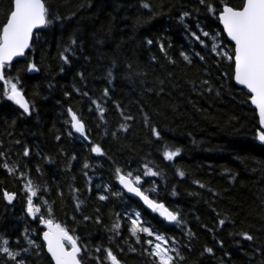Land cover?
<instances>
[{
  "label": "trees",
  "instance_id": "16d2710c",
  "mask_svg": "<svg viewBox=\"0 0 264 264\" xmlns=\"http://www.w3.org/2000/svg\"><path fill=\"white\" fill-rule=\"evenodd\" d=\"M148 2L156 14L143 9L141 0H46L50 11L61 20L40 30V39L26 53L40 71L28 73L24 70V59L20 58L19 63L13 62L11 73L19 76L20 86L25 97L34 104V110L31 115L22 114L17 105L0 97V150L11 148V158L16 160L27 145L29 156L20 159L27 163L34 182L49 188V199L55 201L56 219L74 228L80 242L90 249L96 245L112 247L114 252L117 246L123 248V252L118 253L123 264H150L141 246L129 238L123 226L120 237L109 241L113 233L108 229L115 219L114 213H122L130 207L141 210L155 228L175 236L181 245L189 243L184 225L162 222L157 214L142 207L139 199L125 192L120 196L104 192L106 182L111 191L119 190L111 177L113 161L122 167L136 168L144 160L155 164L165 176L163 181L145 179L155 180L159 199L170 208H178L186 227L195 233L191 250L181 248L187 258L182 264H220L221 260L223 264H262L264 142L257 139L261 127L256 111L248 91L234 83L230 62H218V57L192 42L178 16L182 11H191L184 21L191 31H196L197 21L205 31H219L221 26L197 0ZM228 2L239 6L243 0ZM8 6L9 0H0V23ZM197 8L199 12L192 11ZM70 36H74L77 43L74 55L69 54V63L63 64L58 52ZM146 39H152L153 44H146ZM158 39L163 40L175 63H170L160 53ZM223 43L231 47L227 39ZM193 49L205 57L204 61L192 57L189 64L180 57L181 51L191 54ZM109 70L111 83L108 82ZM201 80L211 83V93L199 88ZM189 81L196 82V92ZM104 88L109 90L104 104L106 125L99 120L88 98L100 97ZM66 92L70 95L65 96ZM83 92H88V97L81 95ZM113 102L119 104L124 115L134 119L125 121ZM69 106L82 116L90 141L100 144L106 155L91 153L90 145L78 139V134L68 135L72 131L65 123ZM143 113L148 114L150 124L161 132L160 140L145 126ZM121 123L130 125L126 132L118 130ZM98 124L101 127H97ZM105 128L117 135H104ZM16 140L20 141L19 145L13 143ZM164 146L181 149L173 162L163 159ZM73 155L76 159L71 160L69 167ZM85 160L90 165L83 170L91 177L90 192L88 178L82 171ZM177 168L185 172L184 177L176 174ZM194 180L205 187L193 183ZM0 185L18 193L13 205L0 201V233L9 238L13 247L17 239L23 247H28L21 235L25 227L39 232L43 226L38 227L23 211V197L19 196L21 180L0 169ZM69 185L78 189L75 196L83 201L80 212L74 209L75 200ZM96 185L101 188L98 190ZM144 187L149 184L144 183ZM58 188L63 192L62 199L57 196ZM99 195H108V199L101 201ZM216 213L220 214L219 218L227 214L234 223L226 222L218 228ZM83 215L93 219L84 221ZM97 215L101 218L99 224L95 222ZM242 230L253 235V241L235 235ZM32 238L36 239V235ZM217 240L223 241L222 247ZM129 244L137 250L129 251ZM205 245L212 247L214 254L201 255ZM257 248L261 251L257 252ZM28 256V264H53L46 249L39 255L30 252Z\"/></svg>",
  "mask_w": 264,
  "mask_h": 264
},
{
  "label": "snow or ice",
  "instance_id": "6c2138e0",
  "mask_svg": "<svg viewBox=\"0 0 264 264\" xmlns=\"http://www.w3.org/2000/svg\"><path fill=\"white\" fill-rule=\"evenodd\" d=\"M197 3L207 13L216 17L218 23L222 25L219 31H205L200 26L199 21H197L195 26L196 31H191L188 24L184 22L185 18L191 15V11H182L178 16V20L188 30V35L192 42L199 44L203 50L218 57V62L224 60L230 62L235 82L248 90L251 104L255 105L259 111L261 128L258 131L257 139L264 142V0H243L239 6L230 4L228 0H197ZM140 6L156 14L153 5L148 0H141ZM192 11L199 12V8ZM4 17V21L0 23V97L6 98L7 101L17 105L22 110V114L31 115L34 110V104H31L25 97L24 91L20 86L19 76L11 74L12 65L14 61L19 63L18 58H22L25 61L24 70L28 73L39 72L40 69L37 63L28 59L26 51L32 49L34 43L40 39V30L56 24L61 20V17L50 11L46 0H9V6L5 10ZM34 30H36L35 39ZM222 33L226 34V37H222ZM224 39L229 41L231 44L230 48L223 43ZM145 42L148 45L153 44L152 39H146ZM76 43V38L70 36L68 43L59 49V59L63 64L69 63V54L74 55ZM156 44L160 53L170 63H175L168 55L163 40L158 39ZM168 47H171V45L169 44ZM179 55L189 64L192 63V57H198L201 61L205 59L200 52L194 49L191 54L181 51ZM152 59L154 60L155 57H152ZM19 71L20 69H17V72ZM61 71H63V68H61ZM80 76L83 80V74H80ZM108 77V82L111 83L112 72L110 70ZM189 83L192 85V90L196 92L198 88L196 82L189 81ZM49 86L51 87V85ZM199 88L209 93L213 91V86L207 80H201ZM75 91L80 92L79 89H75ZM161 91H163L162 88ZM68 95L70 93L66 92L65 96ZM81 95L88 97V92H83ZM88 98L99 120L106 125L104 104L107 103L109 98L108 88L102 90L100 97ZM113 103L115 104V102ZM115 106L120 110L119 104H115ZM120 114L125 121L134 119L131 115H124L123 110H120ZM66 115L68 119L65 123L72 130L68 132V135L78 134V139L90 145L89 151L91 153L98 156L106 155L100 144L90 141V133L82 116L78 115L70 106L66 109ZM143 122L145 126L150 128L151 135L155 139L160 140L161 132L155 125L150 124V117L147 113H143ZM14 123L15 121H13ZM97 127H101V125L98 124ZM129 127L130 125L127 123H121L118 130L126 132ZM109 134L113 137L117 135L115 131L109 133L105 128L104 135ZM56 139L59 140L60 137L57 136ZM13 143L19 145L20 141L16 140ZM0 147H2V141H0ZM29 151V147L24 145L23 151L17 154L18 158L12 160L10 155L11 148L0 150V169L21 180L19 196L23 197V211L28 217L32 218V221L38 227L42 225L43 228L38 232L36 228L25 227L21 235L28 247H23L19 239L14 242L15 247H13L9 238L5 234L0 233V262L2 264H28V259H30L28 254L30 252L39 255L41 250L46 248V252L49 254L53 264H88V261H91L92 264H123L122 260L118 258V253H122L123 248L117 246V251L114 252L112 247L96 245L90 249L87 244L80 242V237L76 235L74 228H70L65 222L56 219L55 201L49 199V188L46 184L34 182L30 176L31 170L28 168L27 163H22L20 159V157H28ZM180 152L181 149L178 147L172 150L164 146L162 157L165 161L173 162ZM74 159H76L75 155L70 158L69 167L71 160ZM112 164L111 177L118 184L119 190L111 191L110 184L106 182L103 185L104 192L112 196H120L121 193L126 192L139 198V201L142 202V207H146L151 213L157 214V217L162 222L176 226L184 225V235L189 243L181 245L175 236L155 228L152 222L142 215V211L135 207L127 208L122 213H114L115 219L108 229V231L113 233V236L109 237V241L113 240L114 237H120L123 226L129 238L136 245L141 246L142 254L149 258L150 264H182L187 258L182 254L181 248L185 247L189 251L191 250V240L195 237V233L186 227V221L181 216L178 208H170L166 206L163 200L159 199L155 180L145 179L160 178L163 181L165 176L162 170L148 160L142 161L136 168H131L130 166L122 167L114 161ZM89 168L90 165L85 160L82 165V171ZM36 171L37 173L40 172L39 166L36 167ZM175 171L179 177L185 176V172L179 168ZM83 175L88 178V190L90 192L91 177H88L87 171H83ZM146 182L149 184L147 188L144 187ZM193 183L198 184L201 188L205 187L199 181L194 180ZM96 188L99 190L101 185H96ZM69 191L73 193L72 199L75 200V211L80 212L83 201L75 196L78 189L69 185ZM172 194L175 195V191ZM57 196L61 199L63 198V192L59 188L57 189ZM17 199L18 193L16 191H10L0 185V201L13 205ZM98 199L101 201L107 200L108 195H99ZM216 215L218 228L224 226L226 222L234 223L227 214L223 218H219V213H216ZM82 218L84 221L93 219L87 215H83ZM72 220L75 222V216L72 217ZM95 222L97 224L101 223L99 215L95 217ZM202 227H206V225H202ZM208 231L213 232L214 230L208 229ZM34 234L36 239L32 238ZM229 234L233 235V233ZM235 235L246 241H253L254 239L253 235L248 231L242 230L236 232ZM37 241L40 242L38 243ZM124 242H128L127 238ZM217 243L221 247L223 246V241L217 240ZM128 247L129 251L135 252L137 250L130 244ZM256 251L260 252L261 249L257 248ZM205 253L214 254V249L205 245L201 255ZM227 255L228 253L225 252V256ZM220 264H223L222 260Z\"/></svg>",
  "mask_w": 264,
  "mask_h": 264
},
{
  "label": "water",
  "instance_id": "95a60500",
  "mask_svg": "<svg viewBox=\"0 0 264 264\" xmlns=\"http://www.w3.org/2000/svg\"><path fill=\"white\" fill-rule=\"evenodd\" d=\"M221 26V28H222V25H220ZM35 31L36 30H34V35H35ZM225 36H226V34H225ZM29 50H27L26 51V53L28 52ZM18 59H20V58H18ZM15 62V61H14ZM234 83L238 86V87H241V88H244L245 90H247L244 86H242V85H239V84H237L236 82H235V80H234ZM248 91V90H247ZM250 102H251V100H250ZM252 105V107L255 109V111H256V114H257V117H258V120H259V111H258V109H256V107H255V105H253V104H251ZM260 127H261V125H260ZM126 193V192H125ZM126 194H128V195H132V194H129V193H126ZM133 196V195H132ZM137 198V197H136ZM137 199H139V198H137ZM142 203V202H141ZM146 208V207H145ZM170 224V223H169ZM46 249V248H45ZM49 255V254H48Z\"/></svg>",
  "mask_w": 264,
  "mask_h": 264
}]
</instances>
